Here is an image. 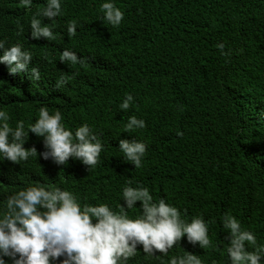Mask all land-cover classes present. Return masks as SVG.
<instances>
[{
  "label": "trees",
  "instance_id": "obj_1",
  "mask_svg": "<svg viewBox=\"0 0 264 264\" xmlns=\"http://www.w3.org/2000/svg\"><path fill=\"white\" fill-rule=\"evenodd\" d=\"M103 2L63 0L56 39L47 40L33 39L30 27L47 0H33L29 8L0 0V39L23 43L41 72V80L32 81L0 63V108L12 126L23 120L27 127L47 106L51 113L61 110L73 131L89 124L104 144L91 170L77 159L57 167L39 156L16 165L0 157V213L9 196L43 183L49 172L53 184L69 177L83 188L86 204L105 201L118 211L127 178H134V187H147L156 202L166 199L182 219L202 215L212 241L225 249L222 221L229 213L264 244V0H116L124 12L118 27L101 20ZM72 20L78 21L75 36L67 32ZM65 48L88 62L62 63ZM61 76L73 78L57 88ZM127 94L135 99L122 110ZM131 116L147 124L130 132L131 140L147 144L137 169L119 150L120 140H130L125 125ZM112 122L118 123L107 127ZM33 146L45 150L43 138L30 133L25 147ZM17 177L22 184L13 183ZM140 204L128 210L131 218ZM156 255L145 257L139 246L127 264H169L168 255Z\"/></svg>",
  "mask_w": 264,
  "mask_h": 264
},
{
  "label": "clouds",
  "instance_id": "obj_2",
  "mask_svg": "<svg viewBox=\"0 0 264 264\" xmlns=\"http://www.w3.org/2000/svg\"><path fill=\"white\" fill-rule=\"evenodd\" d=\"M19 2L29 8L33 0ZM100 7L101 20L113 27L121 24L124 12L116 6V0H104ZM62 11L63 0H47L41 11L31 18L32 38L55 40L54 21ZM40 16L53 23H44ZM77 28L78 21H70L69 36H75ZM23 31L21 26L17 35H22ZM216 47L222 55H227L225 44L219 43ZM0 50V63L8 66L10 75L22 74L32 81L41 80L40 69L31 66L33 52L23 43L9 45L6 39H0ZM64 61L81 65L88 62L71 48L61 52V62ZM72 78L61 76L56 87L67 85ZM134 99L132 94H127L120 108L130 110ZM10 120L9 112L0 108V157L9 164H20L39 156L57 167L67 166L77 159L91 170L100 162L104 149L101 138L87 123L75 131L66 127L59 109L51 113L47 106L40 107L38 118L27 127L23 120L16 121L15 126ZM117 123L112 122L107 127ZM262 124L264 126V122ZM125 127L130 140H120L119 150L124 160L135 169L141 168L147 144L131 140L134 134L130 132L146 128V121L131 116ZM30 133L43 138L44 151L34 146L25 147ZM110 159L114 161L112 156ZM49 176L50 172L47 178ZM47 178L8 197L6 211L0 213V264H127L139 246L145 257L159 258L157 252L168 255L169 264H264V244H259L256 234L243 228L230 213L225 214L222 221L228 230L229 243L225 249L212 241L209 222L202 215L191 221L182 219L178 207L164 198L154 201L147 187H134V178H127L123 187L124 203L119 204L118 211L105 201L97 204L81 201L88 193L69 177L55 184ZM138 201L141 212L131 218L128 210L134 209Z\"/></svg>",
  "mask_w": 264,
  "mask_h": 264
},
{
  "label": "bare ground",
  "instance_id": "obj_3",
  "mask_svg": "<svg viewBox=\"0 0 264 264\" xmlns=\"http://www.w3.org/2000/svg\"><path fill=\"white\" fill-rule=\"evenodd\" d=\"M13 183L22 184V183L18 182V177L13 180ZM7 185H10V183H8Z\"/></svg>",
  "mask_w": 264,
  "mask_h": 264
}]
</instances>
